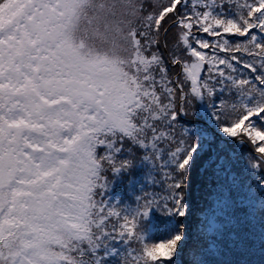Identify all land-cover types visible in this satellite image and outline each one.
<instances>
[{
  "label": "snow or ice",
  "instance_id": "1",
  "mask_svg": "<svg viewBox=\"0 0 264 264\" xmlns=\"http://www.w3.org/2000/svg\"><path fill=\"white\" fill-rule=\"evenodd\" d=\"M0 264H264V0H0Z\"/></svg>",
  "mask_w": 264,
  "mask_h": 264
},
{
  "label": "rangeland",
  "instance_id": "2",
  "mask_svg": "<svg viewBox=\"0 0 264 264\" xmlns=\"http://www.w3.org/2000/svg\"><path fill=\"white\" fill-rule=\"evenodd\" d=\"M248 150H249L248 146H244L243 148L240 149L241 152H247ZM191 181H192L191 188L194 197L195 210L200 211L203 207L207 205V202L204 199L205 177L201 175L195 167L193 169Z\"/></svg>",
  "mask_w": 264,
  "mask_h": 264
}]
</instances>
